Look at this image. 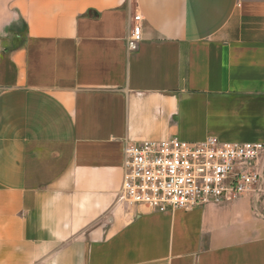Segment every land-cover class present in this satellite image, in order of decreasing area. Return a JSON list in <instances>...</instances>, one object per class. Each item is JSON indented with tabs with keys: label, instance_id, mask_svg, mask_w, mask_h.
<instances>
[{
	"label": "crops",
	"instance_id": "crops-1",
	"mask_svg": "<svg viewBox=\"0 0 264 264\" xmlns=\"http://www.w3.org/2000/svg\"><path fill=\"white\" fill-rule=\"evenodd\" d=\"M210 137L264 143V0H0V264H264L247 197L118 200L126 144Z\"/></svg>",
	"mask_w": 264,
	"mask_h": 264
},
{
	"label": "built area",
	"instance_id": "built-area-1",
	"mask_svg": "<svg viewBox=\"0 0 264 264\" xmlns=\"http://www.w3.org/2000/svg\"><path fill=\"white\" fill-rule=\"evenodd\" d=\"M142 16L130 17L129 52L142 41ZM118 200L155 211L202 208L247 197L264 219V143H189L177 138L128 143L123 150Z\"/></svg>",
	"mask_w": 264,
	"mask_h": 264
}]
</instances>
